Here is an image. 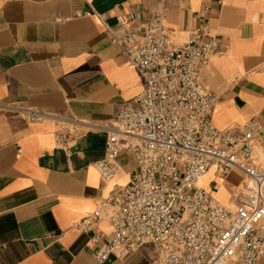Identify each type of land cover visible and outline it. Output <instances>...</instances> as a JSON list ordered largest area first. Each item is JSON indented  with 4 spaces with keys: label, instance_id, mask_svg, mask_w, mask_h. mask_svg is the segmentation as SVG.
Segmentation results:
<instances>
[{
    "label": "crops",
    "instance_id": "obj_1",
    "mask_svg": "<svg viewBox=\"0 0 264 264\" xmlns=\"http://www.w3.org/2000/svg\"><path fill=\"white\" fill-rule=\"evenodd\" d=\"M158 8L173 46L202 25L229 44L202 75L218 97L214 126L264 129V0H0V264H97L96 246L77 224L118 195L137 168L136 156L123 152L115 177L102 179L94 164L108 157L109 136L97 126L143 91L110 32L118 16L143 20ZM25 110L48 117L31 122ZM242 178L232 172L215 198L231 204ZM214 179L210 172L201 185ZM97 231L110 235V220ZM157 258L147 243L104 264Z\"/></svg>",
    "mask_w": 264,
    "mask_h": 264
},
{
    "label": "built area",
    "instance_id": "obj_2",
    "mask_svg": "<svg viewBox=\"0 0 264 264\" xmlns=\"http://www.w3.org/2000/svg\"><path fill=\"white\" fill-rule=\"evenodd\" d=\"M111 38L138 70L143 91L111 122L108 157L94 167L105 182L119 170L116 157L136 156L137 168L118 195L106 198L77 227L96 246L104 264L144 244L158 250L155 264H256L264 257V129L255 122L242 129L219 130L213 124L218 97L202 83L217 54L229 49L207 25L173 46L162 8L120 15ZM28 120L48 114L25 110ZM242 175V190L231 204L214 193L232 172ZM209 172V187L199 181ZM110 220L112 233L97 231Z\"/></svg>",
    "mask_w": 264,
    "mask_h": 264
},
{
    "label": "bare ground",
    "instance_id": "obj_3",
    "mask_svg": "<svg viewBox=\"0 0 264 264\" xmlns=\"http://www.w3.org/2000/svg\"><path fill=\"white\" fill-rule=\"evenodd\" d=\"M209 174H210V172L205 176V177H203L200 181H199V185H201V184H203V182H204V180H206V178L209 176ZM225 189V188H224ZM222 190V189H221ZM226 190V189H225ZM223 192H224V190H223ZM219 194L221 195V192H219ZM219 194H217V196L219 195ZM228 201V200H227Z\"/></svg>",
    "mask_w": 264,
    "mask_h": 264
},
{
    "label": "rangeland",
    "instance_id": "obj_4",
    "mask_svg": "<svg viewBox=\"0 0 264 264\" xmlns=\"http://www.w3.org/2000/svg\"><path fill=\"white\" fill-rule=\"evenodd\" d=\"M260 157H261L262 160H264V156H263L262 154H260ZM234 179H235V177L233 176V177H232V181H234ZM208 184L210 185V181H209ZM224 185H225V184H224ZM224 185H223V190H224V188H225ZM219 197L221 198L222 196H218V199H220Z\"/></svg>",
    "mask_w": 264,
    "mask_h": 264
}]
</instances>
